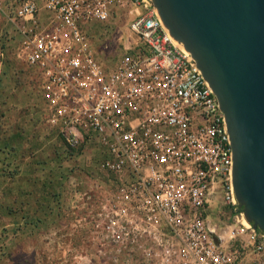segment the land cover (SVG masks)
<instances>
[{"label":"built area","instance_id":"built-area-1","mask_svg":"<svg viewBox=\"0 0 264 264\" xmlns=\"http://www.w3.org/2000/svg\"><path fill=\"white\" fill-rule=\"evenodd\" d=\"M113 6L131 15L136 40L106 68L84 27ZM0 14L17 34L15 58L37 72L45 119L64 151L95 144L98 168L115 184L90 221L103 255L264 264V231L234 193L223 112L151 0H0Z\"/></svg>","mask_w":264,"mask_h":264},{"label":"rangeland","instance_id":"rangeland-1","mask_svg":"<svg viewBox=\"0 0 264 264\" xmlns=\"http://www.w3.org/2000/svg\"><path fill=\"white\" fill-rule=\"evenodd\" d=\"M130 19L113 6L106 20L84 27L104 67L115 66L136 40ZM16 41L0 14V264H128V252L103 255L90 226L115 189L98 168V147L65 153L45 119L37 82L14 56Z\"/></svg>","mask_w":264,"mask_h":264},{"label":"water","instance_id":"water-1","mask_svg":"<svg viewBox=\"0 0 264 264\" xmlns=\"http://www.w3.org/2000/svg\"><path fill=\"white\" fill-rule=\"evenodd\" d=\"M151 2L217 98L236 199L246 220L264 231V0Z\"/></svg>","mask_w":264,"mask_h":264},{"label":"crops","instance_id":"crops-1","mask_svg":"<svg viewBox=\"0 0 264 264\" xmlns=\"http://www.w3.org/2000/svg\"><path fill=\"white\" fill-rule=\"evenodd\" d=\"M23 62V61H22ZM25 65H26V68H27V74L33 79V80H35L36 82H37V72L33 69V68H31V67H29L25 62H23ZM40 97V96H39ZM40 100H41V98H40ZM41 102H42V100H41ZM43 105V104H42ZM66 153V152H65Z\"/></svg>","mask_w":264,"mask_h":264},{"label":"bare ground","instance_id":"bare-ground-1","mask_svg":"<svg viewBox=\"0 0 264 264\" xmlns=\"http://www.w3.org/2000/svg\"><path fill=\"white\" fill-rule=\"evenodd\" d=\"M177 42H178V41H177ZM178 45H179L181 48L185 49L184 46L182 45V43L178 42ZM185 50H186V49H185ZM186 51H187V50H186Z\"/></svg>","mask_w":264,"mask_h":264},{"label":"trees","instance_id":"trees-1","mask_svg":"<svg viewBox=\"0 0 264 264\" xmlns=\"http://www.w3.org/2000/svg\"><path fill=\"white\" fill-rule=\"evenodd\" d=\"M82 147H83V146H80V147H79L77 150H75V151H78V150H80ZM75 151H74V152H75ZM74 152H73V153H74ZM70 154H72V153H70Z\"/></svg>","mask_w":264,"mask_h":264}]
</instances>
